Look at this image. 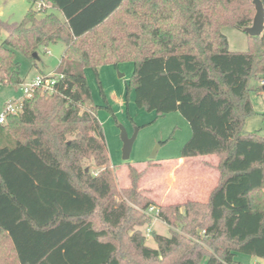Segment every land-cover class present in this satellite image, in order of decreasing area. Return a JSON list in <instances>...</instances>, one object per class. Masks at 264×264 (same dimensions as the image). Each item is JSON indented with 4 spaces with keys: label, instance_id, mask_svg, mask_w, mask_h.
I'll return each mask as SVG.
<instances>
[{
    "label": "trees",
    "instance_id": "16d2710c",
    "mask_svg": "<svg viewBox=\"0 0 264 264\" xmlns=\"http://www.w3.org/2000/svg\"><path fill=\"white\" fill-rule=\"evenodd\" d=\"M37 1L20 22L0 21V83L23 82L16 52L32 62L58 43L63 79L0 125V264H241L237 253L264 264V136L243 130L264 81V30L244 32L254 0H41L50 8L39 11ZM225 26L245 33L246 51L228 49ZM127 61L136 107L188 122L179 158L217 157L206 202L157 207L131 165L117 190L84 71L105 99L98 68ZM150 205L169 233L150 229L155 247Z\"/></svg>",
    "mask_w": 264,
    "mask_h": 264
},
{
    "label": "rangeland",
    "instance_id": "374dc122",
    "mask_svg": "<svg viewBox=\"0 0 264 264\" xmlns=\"http://www.w3.org/2000/svg\"><path fill=\"white\" fill-rule=\"evenodd\" d=\"M28 8L29 0H0V21L9 24L20 22ZM55 14L62 19L61 14L58 12ZM222 33L226 36L230 51H246L247 41L242 30L225 26ZM6 35L0 28V43ZM63 49L64 46L59 43L49 45L47 51L41 48L32 62L28 57L16 52L15 62L19 63L20 78L24 83H29L38 75L48 76L57 73ZM132 70L133 64L129 61L117 66L111 64L98 68L105 99L99 92L93 72L90 69L84 71L96 107L97 119L102 124L110 165L115 171L117 190L129 188L127 167L131 165L141 173L137 181L138 190L157 207L182 204L189 201L194 194L197 197L206 195L212 190L210 167L217 157L210 158V155L193 157L187 159L186 164L177 166L176 169L172 168L179 159L181 147L190 139L189 124L177 111L157 116L155 112L136 107L134 91H129L127 95L125 90V85L131 79ZM261 92L264 93L262 88L259 93ZM22 95L19 85H1L0 113L5 103L17 101ZM105 104L112 112L104 108ZM121 128L125 130L128 139L136 133L127 161L123 160L122 155ZM256 131L260 133V130ZM157 145H160L157 156L150 160L151 153ZM150 225V229L157 234H169L167 225L160 219L153 220ZM144 234L146 244L155 247L152 235L146 234L145 229ZM255 259L244 253H237L235 256V260L241 264H253ZM201 264H205V259Z\"/></svg>",
    "mask_w": 264,
    "mask_h": 264
},
{
    "label": "built area",
    "instance_id": "2783aa9c",
    "mask_svg": "<svg viewBox=\"0 0 264 264\" xmlns=\"http://www.w3.org/2000/svg\"><path fill=\"white\" fill-rule=\"evenodd\" d=\"M50 8L49 2L44 1H37L34 5L35 10H43ZM63 79L62 75L58 73H51L48 74V76H42L38 75L36 76L31 82L24 83L22 82L20 86V90L22 92V96L17 99V101L7 102L4 104L2 112L0 113V125L4 124L6 122V118L10 115H17L21 111L22 101L24 98L29 97L32 95V92L35 90H38L45 94H54L56 93V84ZM260 85H264V81L260 82ZM1 86V83H0ZM147 214L150 215V217L158 221L159 218L157 216L158 209L154 205H150L146 211ZM150 232V228L147 229V233Z\"/></svg>",
    "mask_w": 264,
    "mask_h": 264
},
{
    "label": "crops",
    "instance_id": "0c3cea01",
    "mask_svg": "<svg viewBox=\"0 0 264 264\" xmlns=\"http://www.w3.org/2000/svg\"><path fill=\"white\" fill-rule=\"evenodd\" d=\"M60 14V13H59ZM61 16H63L61 14ZM233 52V51H232ZM255 82L252 83V85H254ZM250 102L253 105V109L255 112V115L249 117L246 119L244 126H243V130L245 132H255L256 130H260V134L262 136H264V93H257L254 92L250 95ZM214 156V155H210V158ZM187 159L189 158H179L176 165L173 166V169H176L177 166H181L186 164V162L188 161ZM217 164V160L215 161V163L212 164V166L210 167L211 169V185H212V189L216 186L217 183V179H218V172L216 169H214L213 167ZM264 190V189H263ZM210 192V190H209ZM209 192L200 197V196H192L189 201H200V202H206L208 196H209ZM151 228V225H150ZM153 230V229H152ZM254 258V257H253ZM262 263L261 259H255L253 264H259ZM263 264V263H262Z\"/></svg>",
    "mask_w": 264,
    "mask_h": 264
},
{
    "label": "water",
    "instance_id": "95a60500",
    "mask_svg": "<svg viewBox=\"0 0 264 264\" xmlns=\"http://www.w3.org/2000/svg\"><path fill=\"white\" fill-rule=\"evenodd\" d=\"M254 9H256V13L253 17L252 23L250 27L245 28L244 32L250 36H259L263 33L264 30V9L262 8V4L259 0H254ZM33 57H36V54H33ZM264 91V85L261 87ZM135 134L132 135L129 139L127 138L126 132L123 128L120 129V139H122L123 147H122V155L123 160L127 161L129 159V153L134 142ZM160 145H157L151 153L150 160H154L157 156V150Z\"/></svg>",
    "mask_w": 264,
    "mask_h": 264
}]
</instances>
